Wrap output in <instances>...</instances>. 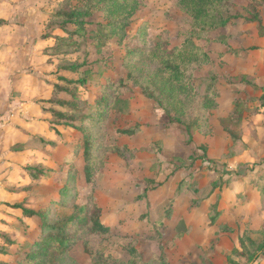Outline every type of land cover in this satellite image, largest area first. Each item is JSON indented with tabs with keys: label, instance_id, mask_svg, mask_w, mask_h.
Returning <instances> with one entry per match:
<instances>
[{
	"label": "rangeland",
	"instance_id": "374dc122",
	"mask_svg": "<svg viewBox=\"0 0 264 264\" xmlns=\"http://www.w3.org/2000/svg\"><path fill=\"white\" fill-rule=\"evenodd\" d=\"M182 4L0 0V264H249L264 245V86L229 59L264 37V0H224L203 39ZM192 35L170 82L147 53Z\"/></svg>",
	"mask_w": 264,
	"mask_h": 264
},
{
	"label": "trees",
	"instance_id": "16d2710c",
	"mask_svg": "<svg viewBox=\"0 0 264 264\" xmlns=\"http://www.w3.org/2000/svg\"><path fill=\"white\" fill-rule=\"evenodd\" d=\"M128 1L129 0H122V2H120V0H111V4L112 7H114L115 9H117L118 6H121L119 7L120 8L119 12L122 14L126 13L128 14V16H131L133 15V13H135L136 6L129 12H126L125 7H127L126 4ZM223 1L224 0H183L182 10L189 13V10L193 8L194 12L196 13L195 14L196 20H194V25H193V32L196 39H203L206 37V34L216 29L224 28L231 22V18H227L223 20L219 16V9L216 6L218 4H221ZM233 19L235 20L237 18L234 17ZM80 23L81 22H79V25H81ZM126 25L127 23L123 22L119 26L121 28H125ZM260 33L264 34V26L262 25H260ZM193 39L194 37L192 35L191 38L189 37L186 38L185 42L180 47L169 49L168 48L169 44H167L166 42H162V39L159 37L154 47L151 50H149L150 51L149 53H147V55H149L153 60L160 61L159 64L163 69V73L170 82L180 84L181 82L184 81L185 74L182 68H187L189 65L188 59L186 58V52H188V46H193L192 44ZM189 53H194V50H190ZM99 103H96V105H99ZM92 145L93 144L90 138L86 136L84 143L86 166L89 165V161L91 159L90 155H91ZM24 214L30 218L32 217L39 218L44 222L46 220L45 212L28 210L24 208ZM75 222H76V216L74 215L60 223H57L56 226L54 227V229L57 231V235H55L54 238H52L51 240L53 241V244L52 243L51 245L46 244L45 248L49 249L52 247V245H54L57 251L66 252L71 246L70 239L66 235L67 229H69V226L74 224ZM81 224L85 226L87 225V222L84 220L82 221ZM46 227L48 226L46 225ZM92 228L96 233L99 234H106L109 232V228L106 227L101 222L100 212H98V214H96L95 217L93 218ZM90 256L92 257V255ZM35 257L36 255L31 254L26 264L32 263L35 260ZM260 257H264V245L258 248V252L253 256H251L250 260L248 258L249 264H255Z\"/></svg>",
	"mask_w": 264,
	"mask_h": 264
},
{
	"label": "crops",
	"instance_id": "0c3cea01",
	"mask_svg": "<svg viewBox=\"0 0 264 264\" xmlns=\"http://www.w3.org/2000/svg\"><path fill=\"white\" fill-rule=\"evenodd\" d=\"M247 27V26H246ZM239 34L237 37H240L242 33H245L247 31L240 30L238 31ZM248 37H251V34H247ZM253 36V35H252ZM235 37L234 40L237 38ZM253 39V50L247 51L246 53H241L242 55L238 56H231L233 68L238 69V73L247 75V77L251 78L252 81L256 84L255 80H258L261 82V85L264 86V37H258L256 38L252 37ZM237 49H241L242 45L237 44ZM225 50H223L224 53ZM228 61V60H227ZM264 88L260 87V92H262ZM260 257L257 261H259ZM0 261H4V258L2 255H0Z\"/></svg>",
	"mask_w": 264,
	"mask_h": 264
}]
</instances>
